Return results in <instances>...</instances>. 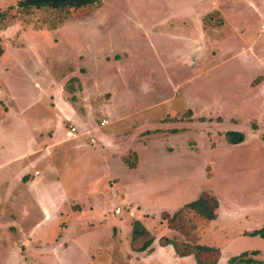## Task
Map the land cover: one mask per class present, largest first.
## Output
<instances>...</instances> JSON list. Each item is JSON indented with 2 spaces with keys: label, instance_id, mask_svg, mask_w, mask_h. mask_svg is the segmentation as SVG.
Masks as SVG:
<instances>
[{
  "label": "rangeland",
  "instance_id": "rangeland-1",
  "mask_svg": "<svg viewBox=\"0 0 264 264\" xmlns=\"http://www.w3.org/2000/svg\"><path fill=\"white\" fill-rule=\"evenodd\" d=\"M19 1L0 0V128L15 100L30 95L38 110L72 101L91 112L88 121L107 119L113 175L103 184L116 190L106 204L119 223L80 224L69 237L64 221L43 246L26 220L31 211L15 197L0 214V264H195L162 244L176 234L162 213L202 193L219 208L215 220L192 217L199 243L221 250L220 264L253 248L264 260V0H103L90 11ZM10 126L9 139L0 130V147L10 145L3 157L25 137ZM228 131L244 141L230 144ZM21 165L0 167V184L8 173L16 194L24 190ZM102 173L82 172L80 196ZM17 201L22 212L12 209ZM70 207L73 216L80 206ZM134 220L155 237L144 252L131 248ZM253 229L262 238L244 237Z\"/></svg>",
  "mask_w": 264,
  "mask_h": 264
},
{
  "label": "crops",
  "instance_id": "crops-1",
  "mask_svg": "<svg viewBox=\"0 0 264 264\" xmlns=\"http://www.w3.org/2000/svg\"><path fill=\"white\" fill-rule=\"evenodd\" d=\"M259 80H261L260 76L255 81L259 82ZM26 97H29L30 100H19V98L15 100L16 109L10 111L4 124L5 126L0 128L2 133H8V136H4L7 139L11 138L12 134L16 132L13 129L9 131L10 125L15 126L18 130L22 129L25 131L24 140L19 144L21 145L20 150L18 148L19 146H14L16 147V151H13V155L3 157L6 154H3L5 149L10 147L9 143L4 148L2 146L0 147V167L9 161H12V163H19L21 161L22 165L20 168L22 171L27 172L21 176L19 184H23L24 190L26 189V191L23 192L24 190H20L16 194L17 188L19 187L18 183L11 182L10 180L13 178L10 179L7 173L3 179V183L0 184L1 189L3 188L2 191L0 190V194L4 192L0 196V214L9 209L7 205L10 206L13 198L20 197L23 200L21 206L31 211L30 217L26 220H28L29 224H34L33 231L39 230L38 238L36 239L38 240L37 244H42L43 246L50 244L48 242L45 243L42 239L50 238L53 235L52 230L54 231V227L58 226V224H63L64 221L67 222L68 226L72 224L71 227L69 226V237L75 235L72 232L74 228L83 229L84 226L86 227V224L90 226L98 223L104 224L105 222L107 224H118V217L116 215L113 217L109 216L108 208L110 205L108 206L106 204L111 198L112 192L115 193L116 190L112 191V189L104 188L103 184L104 179L109 177L107 175H113L112 171L107 170V161L105 160V152L108 149V141L110 138L109 132L106 131L107 125H109L107 119H103L107 121L103 125V120L99 124L94 120L88 121V119L84 118V113L91 112L86 110L84 106H77V103L72 101L67 103V108L65 107L64 109H62V105L60 104H56L55 108H48L46 103L43 108H39L38 110L36 97L33 95ZM27 106L29 108H25ZM24 108L31 109L29 110L30 115ZM8 123L11 124L6 126ZM67 124L68 126L75 127L76 132L71 133L68 127L66 129L64 126ZM47 132L50 134L41 136ZM14 147L12 148L14 149ZM30 158L33 159L30 160ZM89 167L98 168L103 172V175L94 178L93 181L95 183L90 186V192L87 196H80V193H78V185L83 177L82 172ZM74 168L76 171H74ZM8 178L9 180H7ZM18 202L12 205V209L15 210L17 207L18 212H22V209L19 207L20 203ZM84 202L88 206L90 205L92 209L86 207V203ZM77 204L80 207L73 211L74 214L72 216L69 213L70 208H72L70 205ZM17 221L13 223L17 224ZM0 224H2L1 221ZM80 224L85 225L80 226ZM43 227H47L48 231L46 230L44 232L42 230ZM254 229L245 230L246 236L244 237H247V235L258 237L259 235H250L252 232L258 231ZM66 239L71 238L67 237ZM259 249H246L238 255L242 253L254 254L252 257L260 261L261 264H264L262 251ZM38 254L45 253L39 252ZM145 264L151 263L147 262Z\"/></svg>",
  "mask_w": 264,
  "mask_h": 264
},
{
  "label": "trees",
  "instance_id": "trees-1",
  "mask_svg": "<svg viewBox=\"0 0 264 264\" xmlns=\"http://www.w3.org/2000/svg\"><path fill=\"white\" fill-rule=\"evenodd\" d=\"M103 0H20L18 5L24 8H43L53 9L65 7L85 8L90 11L102 5ZM3 50L0 48V55ZM226 140L230 144H239L244 141L245 135L237 131H228L225 134ZM218 200L208 194L202 193L196 200H193L180 207L173 214L162 213V218L166 221L168 228L176 234L169 238L162 237V244H171L177 255L185 257L192 255L196 264H217L220 257V250L217 247L199 243L195 232V224L192 217H203L206 220H215L218 216ZM262 231L252 232L250 235H262ZM184 236V237H182ZM192 239V242L187 239ZM155 237L139 221H134L132 233L130 235L131 248L135 252H144L151 247ZM254 254L242 253L228 260L227 264H261L260 261L252 257Z\"/></svg>",
  "mask_w": 264,
  "mask_h": 264
},
{
  "label": "built area",
  "instance_id": "built-area-1",
  "mask_svg": "<svg viewBox=\"0 0 264 264\" xmlns=\"http://www.w3.org/2000/svg\"><path fill=\"white\" fill-rule=\"evenodd\" d=\"M106 123H107V121H103V122H102V125H103V124H106ZM70 131H71V133H75V132H76V128L73 127V126H71Z\"/></svg>",
  "mask_w": 264,
  "mask_h": 264
}]
</instances>
